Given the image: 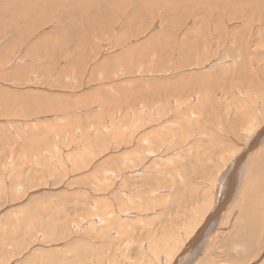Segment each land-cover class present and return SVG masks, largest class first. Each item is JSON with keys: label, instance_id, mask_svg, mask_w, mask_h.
Listing matches in <instances>:
<instances>
[{"label": "rangeland", "instance_id": "rangeland-1", "mask_svg": "<svg viewBox=\"0 0 264 264\" xmlns=\"http://www.w3.org/2000/svg\"><path fill=\"white\" fill-rule=\"evenodd\" d=\"M220 1L0 0V264H264V189L212 204L264 188L263 6Z\"/></svg>", "mask_w": 264, "mask_h": 264}, {"label": "bare ground", "instance_id": "bare-ground-1", "mask_svg": "<svg viewBox=\"0 0 264 264\" xmlns=\"http://www.w3.org/2000/svg\"><path fill=\"white\" fill-rule=\"evenodd\" d=\"M222 1V3H223V0H221ZM221 1H220V3H221ZM237 1V0H236ZM245 1H248V0H245ZM249 1H251V2H254L253 0H249ZM251 2H246L245 4L246 5H242L241 3H244V0H241L240 2H237L238 3V5L241 7V5L243 6V11L245 12V15L246 14H248L247 12H249V11H251V12H256L257 14H259V12H260V7H262L263 6V12H262V14H259L260 15V20H262L263 21V24H264V4H259V3H251ZM52 3V2H51ZM251 3V5H249ZM241 4V5H240ZM241 9V8H240ZM260 9V10H259ZM235 10V9H234ZM237 10V9H236ZM239 11V10H238ZM230 12V11H229ZM242 12V11H241ZM251 12H249V13H251ZM235 13V12H234ZM230 14H233V13H230ZM239 14V13H238ZM240 14H243V13H240ZM239 16V15H238ZM235 17V16H234ZM253 17V16H252ZM255 23V22H254ZM257 27V26H256ZM263 27H264V25L260 28V31L263 29ZM180 32H182V30L180 31ZM233 37V36H232ZM198 45H199V43H198ZM195 50V49H194ZM196 50L198 51V48L196 47ZM204 63V62H203ZM196 70H197V68H196ZM163 72V71H162ZM160 74V73H159ZM164 74V73H163ZM199 74V73H198ZM178 76V75H177ZM158 77V76H157ZM161 77V76H160ZM181 77V76H180ZM143 78V77H142ZM140 80V79H139ZM158 80V79H157ZM183 81V80H182ZM154 82H155V80H154ZM139 83H141V82H139ZM138 83V84H139ZM144 83V82H143ZM163 84V83H162ZM160 85V84H159ZM158 85V86H159ZM164 85V84H163ZM205 85V84H204ZM115 86V85H114ZM157 87V86H156ZM151 88V87H150ZM207 88H209V87H207ZM226 88V87H225ZM154 89V88H153ZM227 89V88H226ZM151 90V89H150ZM204 90V89H203ZM176 91V90H175ZM210 91V90H209ZM208 91V92H209ZM153 92V91H152ZM173 92V91H172ZM178 92V91H177ZM141 93V92H140ZM147 93V92H146ZM146 93H145V95H146ZM176 93V92H175ZM184 93V92H183ZM173 94V93H172ZM177 94H179V93H177ZM154 95V94H153ZM169 95H171L170 93H169ZM168 95V96H169ZM181 95H183V94H181ZM198 95V94H197ZM173 96V95H172ZM186 96V95H185ZM206 97V96H205ZM209 97V96H208ZM173 98V97H172ZM194 98V97H193ZM233 98V97H232ZM139 99V98H138ZM201 99V98H200ZM249 99V98H248ZM135 102V101H134ZM263 107V110L261 111V114H262V112H263V114H264V106H262ZM261 107V108H262ZM237 111V110H236ZM239 112H240V110H239ZM263 117H264V115H263ZM135 118H137V117H135ZM134 118V119H135ZM131 123H133V122H131ZM130 123V124H131ZM134 123H137V122H134ZM172 123V122H171ZM139 126V125H138ZM163 126H164V124H163ZM132 127H133V125H132ZM131 127V128H132ZM165 127H167V126H165ZM135 128V127H134ZM161 128V127H160ZM190 129V128H189ZM201 129V128H200ZM245 129V128H244ZM151 130V129H150ZM157 130V129H156ZM171 130V129H170ZM182 130V129H181ZM140 131V130H139ZM142 131V130H141ZM158 131V130H157ZM153 132V131H152ZM256 131H254V133H255ZM144 133V132H143ZM183 133H185V132H183ZM153 134V133H152ZM257 134V133H256ZM237 135V134H236ZM261 135L262 134H260V137H261ZM149 136V135H148ZM147 136V137H148ZM232 136H234V135H232ZM153 138V137H152ZM262 138V137H261ZM260 138V139H261ZM143 139H144V137H143ZM148 139V138H147ZM256 139V138H255ZM144 141H147L146 139L144 140ZM157 141H159V140H157ZM255 141V140H254ZM148 142V141H147ZM262 143V142H261ZM169 144V143H168ZM253 144H254V142L252 143H249V144H247L248 145V147H247V149H248V153H250V151H251V148H253ZM167 145V144H166ZM169 146V145H168ZM250 146H252V147H250ZM123 147H125L124 145H123ZM166 147V146H165ZM241 147V146H240ZM166 149V148H165ZM168 149V148H167ZM172 149V148H171ZM246 149V150H247ZM249 149H250V151H249ZM150 150V149H149ZM238 150V149H237ZM160 151V150H159ZM169 151V150H168ZM247 153V154H248ZM148 154V153H147ZM157 154V153H156ZM253 154V153H252ZM241 155V154H240ZM240 155H237V157H236V159L234 158L233 160V165H234V163H236L235 164V166L237 165V169H240V168H242V174H244L245 175V179H246V181H247V178H251L250 176L252 175V178H256V182H257V185H256V187H255V189H252L251 191L253 192L252 194H250V195H248L247 196V199L248 200H246V196H245V194H243V192L244 191H240V193L242 194V196H237L236 197V194L234 193L235 191L234 190H236V187H237V185H236V182L238 181H235L233 178H232V180H228L230 183H232V184H228L227 185V189H229V187H230V191L226 194L225 192L224 193H220L219 195L220 196H213V202H212V204H214V208H217V209H215L214 211H217L218 210V208H219V211H220V207H219V205L221 204V202H223L224 204H227V203H234L235 204V200H232L233 199V197L235 196V198H236V202L238 203L239 202V200H243L244 202L242 203L243 205L241 206V205H238L237 203V206H240L241 207V211H237L235 214H234V217H235V215H238L239 213H241V215L242 216H245L246 215V211H247V216H251V213L250 212H252V210H253V207H254V205L253 204H248V203H253V201L255 202V203H257L255 200H253L254 198L253 197H258L259 195L261 196L262 194H258V192H262V190L264 189L263 188V186H262V184H261V181H262V178L260 179V178H258L257 177V174H258V171L259 170H257V171H253L252 170V167H250V165H248L247 167L248 168H244V165H245V163L243 162V161H246V160H241V157H240ZM254 155V154H253ZM257 155H259V154H257ZM233 156V155H232ZM235 156V155H234ZM248 156V155H247ZM256 157V156H255ZM251 158V157H250ZM263 158V160L262 159H259L258 161H259V163H260V165L262 164V165H264V157H262ZM232 159V158H231ZM252 160H254V159H252ZM260 160H261V162H260ZM228 161V160H227ZM230 161V160H229ZM242 161V162H241ZM256 162H254V163H257L258 161H257V158H256V160H255ZM249 163V162H248ZM252 163V162H251ZM253 163V164H254ZM241 164V165H240ZM242 164H244L243 166H242ZM233 165H231L232 167H233ZM256 165V164H255ZM254 165V166H255ZM261 165V166H262ZM246 166V165H245ZM260 167V166H259ZM251 168V169H250ZM226 170H227V168H225ZM243 169H244V172H243ZM137 170V169H136ZM225 170V171H226ZM249 170H250V172H249ZM237 171V170H236ZM252 171V172H251ZM130 172V171H129ZM133 172V171H132ZM262 172V171H261ZM261 172L259 171V173L261 174ZM229 173V172H228ZM231 173V172H230ZM239 173V172H238ZM248 173H249V175H248ZM221 174H223V176L220 178V180H219V183H218V185L220 186V188H221V186L224 184V180H225V178H226V175H227V173L226 172H224L223 171V173H221ZM241 174V175H242ZM264 174V173H263ZM259 175V174H258ZM236 176H237V174H236ZM243 176V175H242ZM227 178H228V176H227ZM230 178V177H229ZM238 178H240V177H238ZM231 179V178H230ZM241 179V178H240ZM243 180V179H242ZM241 180V181H242ZM217 183V182H216ZM226 183H227V181H226ZM238 183V182H237ZM259 183V184H258ZM241 183H239V185H240ZM229 185H232V186H229ZM217 186V185H216ZM250 186V185H249ZM260 186L262 187V189L260 188ZM224 187V186H223ZM223 187L221 188V192H222V189H223ZM235 188V189H234ZM238 189V188H237ZM261 189V190H260ZM254 190V191H253ZM33 195V194H32ZM224 196V197H223ZM253 196V197H252ZM248 203H247V202ZM236 204H235V206H236ZM95 205H97V203H95ZM233 205V204H232ZM221 206V205H220ZM256 206V205H255ZM163 208V207H162ZM236 208V207H235ZM234 208V209H235ZM224 209V208H223ZM230 209V208H229ZM237 209V208H236ZM240 209V208H239ZM163 210V209H162ZM161 210V211H162ZM226 212H227V210H226ZM163 213V212H162ZM212 213V212H211ZM216 213V212H215ZM228 214H229V212H227ZM148 214V213H147ZM149 215V214H148ZM151 215V214H150ZM246 216V217H247ZM252 216H253V214H252ZM210 217V216H209ZM97 219V218H96ZM234 219V218H233ZM248 219V218H247ZM256 220V219H255ZM84 222V221H83ZM210 222V221H209ZM257 222V221H256ZM161 223V222H160ZM203 224V223H202ZM210 224V223H209ZM248 224H249V222H248ZM256 223H254V225H255ZM205 225H206V223H205ZM214 225V224H213ZM251 225V224H250ZM203 226V225H202ZM208 226V225H207ZM215 226V225H214ZM205 227V226H204ZM253 227V226H252ZM209 228V227H208ZM215 228V227H214ZM198 229V228H197ZM202 229H203V227H202ZM211 229H212V227H211ZM249 229V228H248ZM199 230V229H198ZM198 230H196V231H198ZM195 231V232H196ZM204 231V230H203ZM202 231V232H203ZM209 231H210V229H209ZM208 231V232H209ZM247 231V230H246ZM249 231H256L257 232V230H256V228H251ZM202 232L200 233L201 235H202ZM205 233H207V231L205 232ZM205 233H203V235L205 234ZM212 233V232H211ZM199 234V233H198ZM200 235V236H201ZM205 235H207V234H205ZM250 235H254L253 233H251L250 232ZM200 236H198L199 238H200ZM210 236V235H209ZM198 237H195L194 239H192V240H194V242L196 241V238H198ZM202 237H204V236H202ZM228 237H231V235L230 236H228ZM227 237V238H228ZM199 238L197 239V240H199ZM238 238V237H237ZM202 239V238H201ZM201 239H200V241H201ZM236 239V238H235ZM248 239V238H247ZM204 240V239H203ZM237 240V239H236ZM258 240V239H257ZM199 241V243H201V245L199 244V246L200 247H197V248H203V243H204V241H202V242H200ZM235 241V240H234ZM233 241V242H234ZM184 242H185V240H184ZM188 242V241H187ZM192 242V241H191ZM231 242V241H230ZM242 243H246L247 241H241ZM254 242H255V240H254ZM174 243V242H173ZM208 243H209V240H208ZM257 243V242H256ZM180 244V243H179ZM193 245H194V243H192ZM196 244V243H195ZM240 244V243H239ZM236 246H238V245H236ZM242 246H243V244H242ZM242 246H238V248H241ZM247 246V245H246ZM250 246V245H249ZM249 246H247V247H249ZM252 247H254V245H251ZM187 247H189V246H187ZM191 247H192V245H191ZM194 247V246H193ZM196 248V249H197ZM250 248V247H249ZM249 248H247V249H249ZM254 248H256V247H254ZM186 248H184V250H185ZM189 249H191V248H189ZM188 248H187V251L189 250ZM204 249V248H203ZM203 249H202V252H203ZM246 249V248H245ZM253 249V248H252ZM257 249V248H256ZM192 250V249H191ZM190 250V251H191ZM251 250V249H250ZM250 250H248L249 251V253H246V251L245 250H242L241 251V253H240V255L241 256H246V255H248V254H250V253H252L253 252V250L250 252ZM255 250V249H254ZM247 251V252H248ZM193 252V251H192ZM200 252V251H199ZM204 253V252H203ZM183 254V253H182ZM185 254V253H184ZM183 254V255H184ZM194 254V253H193ZM192 254V255H193ZM200 254V253H199ZM246 254V255H245ZM202 255V254H201ZM204 255V254H203ZM182 256V255H181ZM202 257H204V256H202ZM193 259H195L194 257H193ZM196 260V259H195ZM163 263V262H162Z\"/></svg>", "mask_w": 264, "mask_h": 264}]
</instances>
